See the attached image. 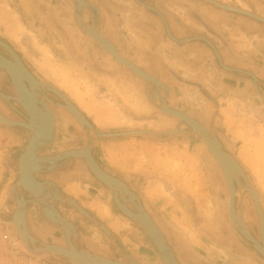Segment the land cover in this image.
Returning a JSON list of instances; mask_svg holds the SVG:
<instances>
[{
  "label": "rangeland",
  "instance_id": "rangeland-1",
  "mask_svg": "<svg viewBox=\"0 0 264 264\" xmlns=\"http://www.w3.org/2000/svg\"><path fill=\"white\" fill-rule=\"evenodd\" d=\"M216 1L264 18V0ZM24 2L26 6L21 0H0V39L14 48L40 82H47L65 94L98 130L170 132L188 129L186 123L161 114L146 99V96L154 97L161 105L157 93L164 97L163 87L157 90L150 83L153 88L150 92L141 78L78 31L70 16L69 3L52 0L51 4L47 3L51 15H45L30 1ZM126 2L140 10L132 0ZM164 2L168 5L164 9L169 16L178 15V21L187 27V39L203 47L202 54L192 57L198 51L194 53L197 47L188 41L176 43L177 53L166 47L158 55L145 53L146 58L157 61L154 66L147 64L144 55L138 58L134 53H127V56L136 64L146 66L148 72L143 70L168 88L167 95L169 87L162 79L171 82L168 69L178 73L177 82H173L177 85L174 95L178 103L167 96L168 105L197 118L218 137L259 194L264 210V100L257 94L259 91L264 96V78L248 73L247 63L237 61L242 58L264 65V23L202 0H173L174 5L171 0ZM190 11L195 15L190 16ZM104 32L108 36L112 33V40L116 41L109 26L104 27ZM205 40L219 50L222 63L232 70L220 65L207 49L210 46ZM168 45L175 47L173 43ZM250 74L257 78V89ZM58 103H61L60 98ZM55 115L57 140L41 153L85 146L82 133L68 131L64 119L57 112ZM27 139L28 134L0 124V192L10 177H14L5 191L7 205L12 200L11 187L16 183V154L24 149ZM92 151L101 167L122 178L139 195L148 211L167 221L168 225H164L170 238L182 244L179 259L183 256L187 260L189 252L201 260L196 262L198 264H248L244 257L249 252L241 242L244 249L238 246L231 249L216 239L223 233L225 218L222 212L226 207L214 181L222 176L225 182V204L230 218L229 191L217 161L200 135L189 131L176 132L163 139L154 136L97 137ZM241 182L244 186L242 179ZM241 190L237 194V212L241 213L244 205L247 215L254 217L253 199L247 190ZM63 192L102 221L130 255L147 264H162L145 232L116 208L112 191L98 182L84 180L67 185ZM32 210H36V206ZM63 211L66 219L78 226L86 246L93 252L114 260L125 259L99 228L74 210ZM256 220L260 234L257 212ZM161 231L166 236L164 230ZM16 237L19 241L13 226L0 223V264H68L58 257L38 259L26 255L20 245L18 248L12 246L11 241Z\"/></svg>",
  "mask_w": 264,
  "mask_h": 264
},
{
  "label": "water",
  "instance_id": "water-1",
  "mask_svg": "<svg viewBox=\"0 0 264 264\" xmlns=\"http://www.w3.org/2000/svg\"><path fill=\"white\" fill-rule=\"evenodd\" d=\"M202 1L207 2V3H209L215 7H218L220 9L224 10V11H229V12L237 13L240 15H245V16L250 17L256 21H260V22L264 23L263 17H260L254 13L248 12L244 9H239V8H235L232 6H228V5H225V4L218 2L216 0H202ZM76 2L78 4V7H77L78 14L75 18V22L78 25L79 29L82 32H84L86 35H90L91 38L102 49H104L107 53H109L118 63L124 65L134 75L147 80L144 77V75L146 76V74L142 70L141 67H138L129 58L128 59L124 58L119 53L118 49L116 48V46H114V44H111L108 40H106L104 38V36L102 34L98 33L99 31L94 26V24H96L95 18H93V25H92L91 29H89L87 26L84 25V23L82 22V19H81V11H82V7H84V4L79 5V0H76ZM136 2L141 4V5L146 6L148 8H151L155 12H157L153 7L148 6L147 4L142 3L139 0H136ZM85 6H88V5H85ZM157 13L165 25L168 37L173 42L180 44L183 42H188V41L193 40V39H187V38L176 39L168 30V26H167V23H166L163 15H161L159 12H157ZM98 17H99V15H98ZM97 22L99 24L100 19H98ZM201 39H203V38H201ZM205 41L213 49L220 65L224 69L232 70L230 67H228L222 63V60H221L215 46L210 41H207V40H205ZM0 43L9 51L13 60L16 61V52H14L2 40H0ZM10 61L11 60H7L4 57L0 56V68L4 69V71H6V73L10 77L13 88H14L15 92H17V95H18V102L21 105V107L25 110V112L27 113V116L21 115V117L23 118V120H26L27 123L12 121V120L4 117L0 112V124L5 125V126H9V127H16V125H19V126L26 127L25 129L30 131V137H29L23 151L16 158L17 166L19 167V170H20L19 171L20 176L18 177V181L15 184H19V186H21L25 192H28L30 194L35 195V192L32 189L27 187L25 185V183L20 182V180L22 179V177H21L22 176V169L29 162V158H31L33 151L36 153V151L38 149L46 148L49 146L50 143L53 142V141H51L52 135L54 134L53 133V122H51V126L49 125L48 131L43 132V133L40 132L41 121H37L36 117L33 118V114L30 112V110L27 109V107L23 103L24 99H21L20 92L18 91V89L16 87V77H15L14 73L10 70V66H11ZM250 75L253 79L252 82H253L255 88L257 89V84H256L257 78L252 74H250ZM149 81H152L156 84V82L153 79L149 80ZM44 84H49V83L45 82ZM144 85L147 88H149V91L151 92L152 85L150 83L149 84L144 83ZM52 91L54 93H56L58 95V97L62 100V102L67 106L68 111H70V113H72L77 118V120L80 123H82L83 127L81 129L83 132H85V135L83 136L85 139L84 149L64 152V153H62L61 156H67L68 155L66 158L78 157V158L84 159V161L87 164V167L91 171V175L93 176L92 178L94 180L98 181L104 187H106L108 189H112L113 200H114V204H115L116 208L123 215H125L130 220L135 222L145 232V234L148 236L150 241L154 244V247L156 248L158 254L160 255L162 264H183L179 260V258H177V256L173 253L171 246L167 242L165 236L160 231V229L156 226V224L154 223L152 218L149 216V214L144 210V208L137 206L136 203H134V202H130L134 207V210H132V209L126 207L119 200V198L116 196L117 195L116 191L122 192L125 195H130V194H128L129 188L125 185L126 182L124 183L118 177H115V176L105 172L99 166V164L96 162V160L92 154L93 141L97 137H121V136H150L151 137V136H154L156 138H162L163 139V138L170 137L175 133H171L168 131H149V130H128V131H118V132L100 131L84 116L83 113H81L74 106V104H72V102H70V100L65 95H63L62 92H60L59 90H57L53 86H52ZM163 92H164L165 102H167L168 88L166 90H163ZM257 94L264 100V96L259 91ZM0 97L2 99H4L5 101L9 102L10 98L8 96H6V98H5V96L2 92H0ZM146 99L161 114H163V115H164V113L167 115L174 114L176 116L178 115V117L180 119L184 118L183 122L186 123V125L188 126V129H186V130L178 129L177 133H186L189 131L190 132L194 131V132H197L198 135H200L202 137V139H204L209 145H210V143H209L210 139L211 140L213 139L214 141H216V144L219 145V148L217 147L216 151H213V153L217 157L218 161L220 162V166L222 167V170H223L224 175L228 181V184H229L230 179L228 178L229 176H227L226 166L228 167L229 163L233 164L234 166L231 165V167L232 168L234 167L236 169V171H238V173H239V175H237V176L235 173V176H234L236 186H237V182L239 179L238 176H240L243 180L246 179L245 178L246 175L243 172L238 161L231 154H229L227 151L222 149V142L218 141L217 140L218 137H216L214 134H212V132H210V130H208L206 127L204 128L203 126L198 124L196 120L192 119V121H191V119L186 117L184 115V113L183 114L178 113L175 110H174V113H170L168 111H166V112L161 111L160 104L157 103V101L155 100L156 98H154V97L151 98V96H146ZM10 107H11V109L15 110L14 107H12V106H10ZM38 111H40V109H38ZM32 119L34 120L33 122H31ZM30 123H33V125H31ZM37 123H39L40 125ZM193 128H195V129H193ZM50 129H52L51 135H50ZM59 156H60V154L52 156V158H48V159L54 160L55 158H57ZM221 158L226 159V162H223ZM13 175H14V172H12V176ZM13 179H14V177H10V179L8 180V182L6 183V185L2 188V190L0 192V214H1V212H3L4 209H6L5 204H6L7 200L5 201V191H6V189H8L9 185L12 184ZM231 181H233V180H231ZM230 183H232V182H230ZM234 188H235V186L234 187L230 186V196H231L230 197V202H231L230 203V213L231 214H233V212L235 211V208H234L235 196L238 194V191H242V190H238L237 193L234 194V190H235ZM22 198L23 197H21V199ZM121 199H123V198H121ZM4 201H5V204H4ZM136 201L139 202V199L136 198ZM57 202H60L61 204H64V205L74 207L82 216H84L88 221H90L97 228H99L108 237V239L120 250V252L123 254L125 259L124 260H114V259H110V258H107L105 256H102L101 254L93 252L90 248H88L84 244L83 239H82L79 231L77 230V228L75 227L74 224L63 219L62 216L59 214L58 209H56L53 205H52V207H53V211H55L54 212L55 214L52 212L53 214L50 215L47 212L45 206H43L41 203H40V207H41L42 214H44L45 217L49 221L55 222L56 224L59 225V227H61V229L64 232V239H63V242H61L62 244H60V241H56V240H54V244L43 243L42 241L40 242V240L38 241L30 235V233L27 231L25 221H24V223L22 225V229H23V232L26 233V235L19 230H18L19 231L18 234H19L20 250L22 252H24L26 255H28L32 258H38V259L47 258V257H58V258H62L63 260H65L68 264H147V263L140 262L138 259H136L132 255H130L128 253V251L126 250V248L119 241V239L109 230V228H107V226L102 221H100L97 217H95L93 214H91L90 212H88L84 208H81L78 205V203L76 202V200H74L72 198H62L61 197ZM254 202H255L254 206L256 207V211H258V213L260 215V220H262L264 218V215H263L262 209L260 207L261 205L259 202V194H258V199L256 197V199H254ZM231 214H230V216H232ZM0 223L5 225L6 227H11V225L7 221L3 220L1 217H0ZM236 224H239V223H236ZM234 226L235 225H233V223H232V227L234 229L235 234L237 235V238L246 247L247 251L249 253H251L252 255H254L261 263L264 264V256H263L264 252L261 249V244L258 243L257 241H255V239L251 235L247 236L246 234H243L247 238V240L250 242V244L252 246L254 245V247L257 249V252L260 253V255H262L263 257H261L253 249L249 248L246 245V243H244V240L240 237V235L236 231L239 227L236 228ZM239 226H240V228H243L244 224H240ZM263 233H264V231L262 230V234H261L262 244L264 242L263 241ZM28 240L31 243H28ZM34 240H35L36 244L34 243Z\"/></svg>",
  "mask_w": 264,
  "mask_h": 264
},
{
  "label": "flooded vegetation",
  "instance_id": "flooded-vegetation-1",
  "mask_svg": "<svg viewBox=\"0 0 264 264\" xmlns=\"http://www.w3.org/2000/svg\"><path fill=\"white\" fill-rule=\"evenodd\" d=\"M28 1H30L32 4H34L35 6H37L42 11L43 14H45V15H51L50 9L47 7L48 6L47 3H50L51 4L52 3V0H28ZM65 1H66V3H69L70 4V7H71L70 16L72 18V21L74 23V26L78 29V31L80 33H82L83 35H86L84 32H82L79 29L78 25L75 22L76 15L78 14V9H77L78 4H77V2L75 0H65ZM85 1L88 2L87 4L91 8H89L87 6H84L82 8V11H81V19H82V22L84 23V25L87 26L88 28H92L93 18H95L96 19V24L95 25L98 28L99 33L102 34L109 41H111V43H113L116 46V48L118 49L119 53L121 55H123V57L129 58L127 56V53H126L125 49H124L123 40L118 36V34L115 36V38H116V41H115V40H112V37L108 36L104 32V27L110 26V28L112 29V31L118 33V29L120 27L118 21H116L115 19H112L111 16H110V11L108 9V6H106V2L108 0H85ZM139 1L142 2V3L147 4L148 6L153 7L157 12H159L161 15H163V17H164V19H165V21L167 23L168 30L170 31V33L176 39L187 38L188 35L186 34V32H187L186 27H184V25H182V23H180L179 21H175V24L173 26L172 21H171L170 16H169L170 14L167 11H165V9L163 8V6L160 4L161 1H157V0H139ZM132 2L136 6H138V8H140L141 15H153L154 21H153V23H151L150 26H151L152 30L156 31L157 34H154V36H156V38H158V39L159 38H161V39L164 38L168 42L175 44V42H173L168 37L167 31H166V28H165V25H164L162 19L158 16V13L157 12H155L151 8H148V7L144 6V5H141V4L137 3L136 0H132ZM69 4H67V5H69ZM62 12L64 13L65 11H62ZM63 13H61V15H63ZM189 13H190L189 15H195V14H192L191 11ZM231 13H233V12H231ZM98 15H99V17H98ZM236 15H240V14H237L236 13ZM98 19H100L99 24L97 22ZM108 20H111V21H108ZM114 32H113V35L115 34ZM86 37L89 38L90 40H92L94 43H96L93 39H91L87 35H86ZM0 40H2V39H0ZM2 41H4L6 44H8L13 49V51H15L14 48L6 40H2ZM191 43H193V41ZM97 46H99V45L97 44ZM207 49L209 51H212L211 54H213V56L215 58L216 55H215L213 49L211 47L210 48H207ZM216 50H217V52L219 54L220 53L219 50L218 49H216ZM0 54L2 56L6 57L7 59H10V60L13 59L11 57L9 51L3 45H1V44H0ZM200 54H202V53L199 51V53L197 54V56L200 55ZM18 56L20 57L19 54H18ZM219 56H220V54H219ZM220 58H221V56H220ZM216 60H218L217 57H216ZM237 61H240V60H237ZM132 62L134 64H136L134 61H132ZM146 62L150 66H154V64H155V62L150 57L146 60ZM25 65L27 66V69L29 71H31V73H33L34 76L38 80H40L35 75V73L33 72V70L26 63H25ZM136 65H138V64H136ZM138 66L141 67L142 69H144L145 71H147V69L145 68L146 66L145 67H142L140 65H138ZM246 69H248L250 71L248 73H252L255 76H258L257 70L255 68H253V67H250L249 64L246 66ZM237 70L238 71L241 70L243 72H246V71H244V70H242L240 68H237ZM152 74L156 75V73H152ZM259 78L262 79V77H259ZM26 85L28 86V83L27 82H26ZM152 91H153V88H152ZM0 92H2L4 95H6V96H8L10 98L9 99V102H7L4 99L0 98V112L2 114L6 115L8 118H11L13 120L23 121V118L21 117V115L27 116V113L21 107V105L19 104V102L17 100V98H18L17 97V93L15 92V90L13 88V85L11 83L10 77L1 68H0ZM41 94H44L48 99H50V100H52L54 102H58L59 101V98L56 95H54L52 92L48 91V90H44L43 92H41ZM37 98L38 99H41L42 97H40V98L37 97ZM43 101H44V103L49 108H51V110L54 113L55 126H56V115L55 114L57 112V114H59L62 117V119H64L68 131H70L72 133H75L76 131L79 130V127H77V125L69 117L67 118L66 115H65V113H63L60 110L59 107H57L53 103L47 101L45 98L43 99ZM167 102H168V100H167ZM10 106L14 107L15 110L11 109ZM14 128L16 130H19V131L24 132L25 134H29L30 135V131L27 130V129H25V128H20V127H14ZM56 131H57V129H56ZM77 148H84V146L74 147V148H68V149H77ZM222 148H223V150H225V148L223 147V145H222ZM43 150H45V149H42V151ZM22 151L23 150L19 151L18 154H16V158L18 157V155ZM61 151H64V150H57V151H55L53 153H41L40 152V155H42V156H52V155H54L55 156V155H57ZM92 154L94 156V153H92ZM94 158L99 163V161L97 160V158L95 156H94ZM85 172H87V169L84 166V160L83 159H81V160H78V159H69L67 162H64V161L60 160L58 162L57 167H55L51 172H47V173H35L34 175L40 181H43V182L44 181H50V182L55 183L57 185V188H58V190H57L58 193L60 194V196H62L63 193L61 192V189H60V186L58 185V183H60L64 179H69L67 177H79L80 174H82V173L84 174ZM19 176H20V174H19V167L17 166V160H16V179H15V181H17V179H18ZM86 176H89L90 177L89 173H88V175L86 174ZM115 177H119V176H116L115 175ZM214 179H215V177H213V180ZM15 181L13 183H15ZM214 182L217 183V192L219 193V195L221 197V200L224 202V205L226 207L223 210V212H222L223 215H224V218H225V221H224V223L222 225L223 233L221 234V237H217L216 239L217 240H221V243H223V245H226L227 247H229L231 249H235L237 246L240 249H244L243 246H242V244L240 243V241L237 240V238L235 237V232H234V229H233L232 224L230 222V218L228 216L227 206L225 204V201L227 202V190H226L225 182L223 181L222 176L219 177V179H216ZM47 186H48V188L51 191L53 190L50 185H47ZM234 186H235V189H236V184H234ZM131 190H133V189H131ZM16 191L18 193V197H20V198L23 196L24 198H27V199H33V196L30 193L25 192L23 189H21V187H18L16 189ZM48 201L51 202L52 200L49 199ZM251 201H252V199H251ZM234 202H235L234 203V208H235L236 211H238L237 195L235 196V201ZM259 202H260V200H259ZM252 204H253V208H254V217H250L249 215H247V212L245 211L244 205H242L241 213H239V214H240L242 220L244 221L245 225L249 229V232L251 233L252 237L258 243L262 244V242H261V236H260V234L258 232V226H257V220H256V211H255V206H254L253 201H252ZM127 205H128V207L130 209L134 210L133 205H131L130 203H127ZM260 205H261V203H260ZM34 206H36V210L33 211L32 208ZM14 207H15L14 202L12 200H9L8 201V212L6 210L3 211V212H1L0 217L3 220H5V221H8L9 219H11L10 216H11L12 212L14 211ZM55 207L58 209V211L60 212V214L63 217H65V218H66V216H65V213H64L63 209L74 210L76 213H78L76 211V209H74L73 207H69V206H66V205H62L59 202H58V204H55ZM261 207H262V205H261ZM148 212H149V216L151 218H153L152 220L153 221L155 220V222L158 224V226L162 230L164 229V232L166 233V236L168 238V241H169L170 246L173 248V250L176 253V255L179 256V252L178 251L182 248L181 242H179V241L177 242L176 239L170 238V234L167 231L168 229L165 227V225H163L161 223L160 219L157 218L156 215H154L152 212H150V211H148ZM262 212H263V215H264L263 208H262ZM27 225H28V230H29L30 234L32 236H34V238L42 241L43 243L50 244V243H52V241L54 239L57 240V239H61L62 238V235H59V233H58V231H59L58 227L55 226V225L50 224L46 220V218L44 217V215L42 214L41 207H40V204L39 203H32V202L28 203V205H27ZM236 231L241 236V238L244 240V242L248 246H250L251 249H253L255 252H257V250H255V248L250 244V242L246 238H244L243 235H241V233L239 232V230L237 229ZM181 258L183 260H185L186 257L183 258V256H181ZM186 261H188L187 262L188 264L189 263H191V264H198V263H196L190 257H187V260ZM244 261H246V263H248V264H250V263L251 264H256V262L250 256V254H247V253H246L245 257H244Z\"/></svg>",
  "mask_w": 264,
  "mask_h": 264
},
{
  "label": "bare ground",
  "instance_id": "bare-ground-1",
  "mask_svg": "<svg viewBox=\"0 0 264 264\" xmlns=\"http://www.w3.org/2000/svg\"><path fill=\"white\" fill-rule=\"evenodd\" d=\"M76 1V0H75ZM88 2H86L85 0H79V5H88L87 4ZM89 8H91L89 5L87 6ZM83 8V7H82ZM80 9V8H79ZM77 16V15H76ZM98 30V28H96ZM96 30V31H97ZM98 32V31H97ZM99 33V32H98ZM90 36V35H89ZM91 37V36H90ZM105 38V37H104ZM106 39V38H105ZM107 40V39H106ZM109 41V40H108ZM4 42V41H3ZM111 43V41H109ZM1 44V43H0ZM113 44V43H111ZM7 46H9L7 44ZM10 47V46H9ZM11 48V47H10ZM12 49V48H11ZM13 50V49H12ZM15 52V51H14ZM1 57H4L0 54ZM5 59H7L6 57H4ZM125 58V57H124ZM114 59V58H113ZM7 60H10V59H7ZM115 60V59H114ZM116 61V60H115ZM10 70L14 73L15 77H16V87L18 89V91L20 92V96H21V99H24V104L25 106L27 107L28 110H30V112L33 114V118L36 117L37 121H41V127H40V132H46L48 131V127L49 125L51 126V122H53V135H52V140L54 142V138H55V122H54V117H53V114L51 112V110L49 109V107L44 103L43 99L45 98L47 101L53 103L54 105H57V106H61L63 108H65L67 111V106L62 102L61 100V103H58V102H54L50 99H48L44 94H41V92H43L44 90H48L52 93H54L52 91V86L49 85V84H44L42 82H40L34 75L33 73H31V71H29L27 69V67L23 64L22 60L20 59V57L18 56V54L16 53V61L15 60H11L10 61ZM2 69V68H1ZM4 70V69H3ZM143 70V69H142ZM144 71V70H143ZM6 72V71H4ZM145 72V71H144ZM7 74V73H6ZM146 76L144 75V77L147 79H143L141 78L145 83H152L155 85L156 89L158 90L160 87H163V89L166 90V86L161 83L156 77H153L151 76L150 74L146 73ZM8 75V74H7ZM154 80L156 82V84L152 81H149V80ZM26 82L28 83V86L26 85ZM51 86V87H50ZM58 90V89H57ZM17 93V92H16ZM45 93V92H44ZM57 97L58 95L56 93H54ZM157 97L159 99V103H161L160 105V109L161 111L163 112H170V113H174V110L177 111L178 113H184L180 110H176V109H173L171 108L167 102H165V97H161L159 95V93H157ZM64 95V94H63ZM5 98H6V95H4ZM18 97V95H17ZM37 97H42L41 99H38ZM59 98V97H58ZM18 100V98H17ZM157 101V100H156ZM71 102V100H70ZM165 103V104H164ZM74 104V103H72ZM42 107H41V106ZM75 106V105H74ZM76 107V106H75ZM77 108V107H76ZM38 109H40V111H38ZM78 109V108H77ZM79 110V109H78ZM80 111V110H79ZM70 113V111H68ZM81 112V111H80ZM167 112V113H168ZM82 113V112H81ZM177 113V114H178ZM2 114V113H1ZM75 119L76 121L78 122V124L80 125V127L82 128L83 125L82 123H80L77 118L72 114L70 113ZM165 114V113H164ZM169 114V113H168ZM3 115V114H2ZM167 115V114H166ZM184 115L188 118L192 119L193 120H196L194 118H191L189 115H187L186 113H184ZM4 116V115H3ZM85 116V115H84ZM168 116H171V117H174V118H177L180 122H183V119L184 118H179L178 115H174V114H171V115H168ZM6 117V116H4ZM86 117V116H85ZM7 118V117H6ZM68 118V117H67ZM87 118V117H86ZM9 119V118H8ZM11 120V119H10ZM14 121V120H12ZM34 120L32 119L31 122H33ZM36 121V120H35ZM36 121V122H37ZM198 124H200L201 126H203L198 120H196ZM16 122H22V123H27L26 120H23V121H16ZM185 123V122H184ZM31 125H33V123H30ZM29 124V125H30ZM39 124V123H37ZM40 125V124H39ZM36 126V125H35ZM16 127H22V128H26V127H23V126H19V125H16ZM205 128V126H203ZM195 129V128H193ZM178 130L175 129V130H172L170 131L171 133H176ZM196 131V130H195ZM194 132V131H193ZM52 133V129H50V135ZM85 133V132H84ZM197 133V132H195ZM198 134V133H197ZM51 137V136H50ZM217 140L219 141V139L217 138ZM205 141V140H204ZM52 142V143H53ZM50 143L49 146L52 144ZM207 147H208V151L212 154V156L215 158V160L217 161L220 169H221V172L224 176V179L226 181V184L228 186V191H229V214L230 213V186H233L234 187V184H235V180H234V176H235V173H236V176L239 175L238 171H236V169L233 167H231V163L228 164V167L226 166V169H227V176H229L228 178L230 179L229 181V184H228V181L224 175V172L222 170V167L220 166V162L218 161L217 157L214 155L213 151H216L217 147L219 148V145L216 144V141H214L213 139L209 140V143L210 145L205 141ZM42 149V148H40ZM38 149L36 151V153L33 151L32 155H31V158H29V162L26 164V166L22 169V179L20 180L21 183H25V185L27 187H29L30 189H32L34 192H35V195L31 194L33 196V199H26L23 198L21 199L20 197H18V193L16 191V189L18 187H21L19 186V184H15L11 187V191L9 193V196L10 198L15 202V205H16V208L11 216V219L10 221H7L11 226H13L17 233H19V231L23 232V229H22V225L25 221V225H26V228H27V224H26V206L29 202H38V203H41L43 206H45L47 212L51 215L53 214L55 211H53V207L51 203L48 202V200L50 198L54 199V201H58L60 199V197L56 194L55 191L53 192H49L45 187H44V183L37 180L36 177H35V173H43L45 171H49V170H52L56 165L57 163L62 160H67V159H70V157L66 158L67 156H61L62 153H60V156L55 158L54 160H50L48 158H52V157H38L37 156V153L38 151L40 150ZM223 149V148H222ZM76 150V149H75ZM72 151V150H71ZM69 152V151H67ZM64 153V152H63ZM58 155V154H57ZM73 158H76V157H73ZM223 162H226V159L224 158H221ZM97 162V161H96ZM49 165V166H47ZM87 165V164H86ZM100 166V165H99ZM234 166V165H233ZM101 167V166H100ZM102 168V167H101ZM89 169V168H88ZM103 169V168H102ZM104 170V169H103ZM20 171V170H19ZM90 171V170H89ZM105 171V170H104ZM107 172V171H105ZM91 173V171H90ZM108 173V172H107ZM110 174V173H108ZM112 175V174H111ZM114 176V175H113ZM238 182H237V190L235 189L234 190V194L237 193L238 190H241L242 188H244L245 190H247L252 199H253V202H254V199H258V193L250 186L249 182L247 181V179L243 180L240 176H238ZM246 178V177H245ZM241 179L244 181V186H242V182H241ZM233 180V181H231ZM18 181V180H17ZM16 181V182H17ZM122 181V180H121ZM123 182V181H122ZM232 182V183H230ZM52 184V183H51ZM126 185V184H125ZM54 186V185H53ZM127 186V185H126ZM128 187V186H127ZM55 188V187H54ZM129 188V187H128ZM21 189H23L21 187ZM112 190V189H110ZM131 189L129 188L128 189V194L130 195H125L124 193L122 192H119V191H116V196L119 198V200L126 206L128 207L127 203H130V202H134L136 203L137 206H140L141 208H144L139 197L132 191H130ZM27 191V190H26ZM113 195V194H112ZM123 198V199H121ZM136 198L139 199V202L136 201ZM255 203V202H254ZM4 204H5V201H4ZM131 204V203H130ZM6 209H4L3 211H8V205H7V202H6ZM132 205V204H131ZM54 206V205H53ZM55 207V206H54ZM261 207V206H260ZM20 208V209H19ZM129 208V207H128ZM256 208V207H255ZM262 209V208H261ZM145 210V209H144ZM146 211V210H145ZM53 212V213H52ZM59 212V211H58ZM107 212V210L105 211ZM147 212V211H146ZM257 212V216H258V222H259V229H260V236L262 234V230L264 231V218L262 220H260V215ZM55 214V213H54ZM60 214V213H59ZM149 214V213H148ZM232 216H230V220H231V223H233V225H235L234 227L238 228L239 232L241 233V235L243 234H246L247 236H250L251 233L249 232V229L247 228V226L245 225V223L243 222V220L241 219V217L239 216L238 212L235 210L233 212V214H231ZM63 218V217H62ZM64 219V218H63ZM153 219V218H152ZM67 221V220H66ZM52 222V221H50ZM54 224H56L55 222H52ZM155 223V221H154ZM236 223H239V224H236ZM156 224V223H155ZM240 224H244L243 228H240ZM58 225V224H56ZM59 226V225H58ZM156 226L158 227V225L156 224ZM61 228V227H60ZM159 228V227H158ZM160 229V228H159ZM19 230V231H18ZM28 231V229H27ZM63 231V230H62ZM161 231V230H160ZM29 232V231H28ZM162 232V231H161ZM25 235L26 233L23 232ZM19 235V234H18ZM31 235V234H30ZM164 235V234H163ZM32 236V235H31ZM165 236V235H164ZM252 236V235H251ZM33 237V236H32ZM244 238H246L244 235H243ZM166 238V237H165ZM36 239V238H35ZM247 239V238H246ZM37 240V239H36ZM167 240V239H166ZM39 241V240H38ZM256 241V240H255ZM263 241H264V233H263ZM41 242V241H40ZM168 242V241H167ZM28 243H31L29 240H28ZM34 243H35V240H34ZM36 244V243H35ZM154 245V244H153ZM254 247V245H253ZM255 248V247H254ZM172 249V248H171ZM261 249L262 251L264 252V242L263 244H261ZM255 250H257L255 248ZM173 251V250H172ZM174 253V252H173ZM258 253V252H257ZM260 255V253H258ZM262 254V253H261ZM261 257H263L262 255H260ZM160 257V255H159ZM161 259V258H160ZM162 262V261H161Z\"/></svg>",
  "mask_w": 264,
  "mask_h": 264
},
{
  "label": "crops",
  "instance_id": "crops-1",
  "mask_svg": "<svg viewBox=\"0 0 264 264\" xmlns=\"http://www.w3.org/2000/svg\"><path fill=\"white\" fill-rule=\"evenodd\" d=\"M161 1V0H160ZM168 1H170V0H168ZM21 3L23 4V5H25L26 6V4H25V2H24V0H21ZM160 4L163 6V8H167L168 7V5L164 2V0H162L161 2H160ZM171 5H174V3H173V0H171ZM106 6H108V9H109V11H110V16H111V18L112 19H115L116 21H118V23H119V25H120V27H119V29H118V33H116V32H114V31H112V29L110 28V31L111 32H114L115 34L113 35V36H116L117 34H118V36L123 40V46H124V49H125V51H126V53H134V55H136L138 58H140L139 56H145V53H150V54H155V55H158V54H160V52L162 51L163 52V47H166V50H168V51H173L174 53H177L178 52V46L177 45H174L175 47H170V45H168V44H170L166 39H164V38H156V36H154V34H157L156 33V31H154V30H152V28H151V23H153V21H154V17H153V15H141V11L140 10H137V9H135L132 5H131V3L130 2H126V0H108L107 2H106ZM191 16V15H190ZM107 19V18H106ZM170 19H171V21H172V24H173V26H174V24H175V21H178V15H174V16H170ZM108 21H111V20H108ZM113 23V22H112ZM110 27V26H109ZM148 28V29H147ZM186 29H187V27H186ZM111 36H112V33L110 34ZM110 36V37H111ZM176 44V43H175ZM200 43H190V45L191 46H194V47H197V49H195L194 50V53L196 52V51H198V53H199V51L202 53V51H203V47H201V45H199ZM173 46V45H172ZM161 52V53H162ZM197 53V54H198ZM197 54H192L191 56L192 57H196L197 56ZM145 58V61L149 58V57H147L146 58V56L144 57ZM187 62H191L189 59H185ZM241 62H244V63H247V65L249 64L250 65V67H253V68H255L256 70H257V74H258V77H262V78H264V65H261L260 63H258V62H256V61H252V60H247V59H242V58H240L239 59ZM155 63L157 62V61H155V60H153ZM164 61V60H163ZM150 62V61H149ZM166 62V61H165ZM167 64H169L168 62H166ZM150 64V63H149ZM156 68V67H155ZM169 70V78H170V80H171V82H168V81H166V80H164V79H162L163 81H165V83L166 84H168V87H169V96L168 97H172V99H174V101H176L177 103H178V98L177 97H175V95H174V91H175V87L177 86V85H175L173 82H177V80H178V73L175 71V73L173 72V71H171L170 69H168ZM254 70V69H253ZM255 71V70H254ZM180 76V75H179ZM180 78H182V77H180ZM185 78V77H184ZM51 86H53V85H51ZM54 87V86H53ZM176 94V93H175ZM65 95V94H64ZM78 95H79V97H80V94H79V92H77V98H78ZM66 96V95H65ZM177 98V99H176ZM73 103V102H72ZM75 105V104H74ZM57 106V105H56ZM76 106V105H75ZM57 107H59L60 108V110L63 112V113H65V115H66V117H69L76 125H77V127H79V132L80 133H82V135L84 136L85 135V133L82 131V129H81V127H80V125L78 124V122L76 121V119L65 109V108H63V107H61V106H57ZM77 107V106H76ZM178 108V107H177ZM50 110H51V108H49ZM79 109V108H78ZM80 110V109H79ZM148 111V110H147ZM51 112H52V114H53V117H54V113H53V111L51 110ZM59 113V112H58ZM54 122H55V118H54ZM55 124V123H54ZM20 128H22V127H20ZM29 137H30V135L28 134V139H29ZM28 139H27V141H28ZM57 140V133H56V126H55V138H54V142ZM54 142L52 143V144H54ZM27 143V142H26ZM51 144V145H52ZM50 145V146H51ZM49 147V146H48ZM42 149H44V148H42ZM42 149H40L39 151H38V153H37V156L38 157H52V156H54V155H52V156H42V155H40V152L42 151ZM82 150V149H84V148H77L76 150ZM71 150H75V149H67V150H64V151H61V152H59L58 154H60V153H63V152H67V151H71ZM92 153H93V151H92ZM70 159H78V160H81V158H78V157H76V158H70ZM69 159H67V160H64V162H67ZM84 160V159H83ZM96 160V159H95ZM98 163V162H97ZM99 164V163H98ZM57 165H58V163H57ZM57 165L55 166V167H57ZM100 165V164H99ZM47 166H49V165H47ZM84 166L86 167V169H87V172H85L83 175H82V177H67V178H69V179H64L62 182H63V184L61 183H58V185L60 186V189H61V192L63 193L62 194V196H60V194L58 193V188H57V185L55 184V183H53V182H50V181H41V182H43L44 183V187L49 191V192H53V191H55L56 192V194L61 198H72V199H74L73 197H70V195H67L66 193H64L63 192V189L65 188V187H67V185H69V184H71V183H76L77 181H84V180H90V181H94V182H98V181H96V180H94L92 177V175H91V173H90V171H89V169H88V167H87V165H86V162L84 161ZM101 166V165H100ZM54 167V168H55ZM53 168V169H54ZM103 168V167H102ZM52 169V170H53ZM104 169V168H103ZM52 170H47V171H45V172H43V173H47V172H51ZM105 171H107L106 169H104ZM108 173H110L109 171H107ZM88 173H89V175H90V177H86V174L88 175ZM110 174H112V173H110ZM113 175V174H112ZM115 176V175H114ZM119 178V177H118ZM37 179V178H36ZM120 180H122L121 178H119ZM18 180V179H17ZM38 180V179H37ZM40 181V180H39ZM123 181V180H122ZM124 182V181H123ZM52 183V184H51ZM99 183V182H98ZM125 183V182H124ZM127 186H128V184L127 183H125ZM47 185H50L51 187H52V191L48 188V186ZM54 185V186H53ZM65 186V187H64ZM55 187V188H54ZM129 187V186H128ZM106 188V187H105ZM130 188V187H129ZM106 189H108V188H106ZM131 189V188H130ZM110 192L112 191V190H110V189H108ZM133 191V190H132ZM134 192V191H133ZM135 193V192H134ZM112 194V193H111ZM136 194V193H135ZM138 197H139V195L138 194H136ZM113 196V195H112ZM27 199V198H26ZM140 199V198H139ZM50 200H52L51 202H49V203H51V204H53L54 206H55V204H58V202L57 201H54V199H52V198H50ZM74 200H76V199H74ZM140 201H141V199H140ZM57 202V203H56ZM76 202L78 203V205L81 207V208H84V207H82L81 205H80V203L76 200ZM30 203V202H29ZM32 203H38V202H34V201H32ZM60 203V202H59ZM141 203H142V205H143V207H144V209L148 212V210H147V208H146V206L144 205V203L141 201ZM40 204V203H39ZM61 204V203H60ZM28 205V204H27ZM62 205H64V204H62ZM66 206H68V205H66ZM69 207H72V206H69ZM15 208H16V206L14 207V210H15ZM56 208V207H55ZM74 208V207H73ZM57 209V208H56ZM75 209V208H74ZM77 211V210H76ZM97 211H99V209L97 210ZM60 213V212H59ZM149 213V212H148ZM92 214V213H91ZM97 214H98V216L101 218V216L99 215V213L97 212ZM12 215V214H11ZM44 215V214H43ZM61 215V214H60ZM78 215H80L84 220H86V221H88L84 216H82L79 212H78ZM62 216V215H61ZM44 217H45V215H44ZM63 217V216H62ZM10 218H11V216H10ZM46 218V217H45ZM65 220H67V221H69L68 219H66L65 217H63ZM46 220L50 223V224H52V225H55V226H57L58 227V229H59V231H58V233H59V235H62V238L61 239H57L56 241H60V244H62L61 242H63V239H64V232L62 231V229L58 226V225H56V224H54V223H52V222H50L47 218H46ZM155 221V220H154ZM160 221H161V223L164 225V224H167L168 225V223H167V221L166 220H164L162 217L160 218ZM69 222H71V221H69ZM88 222H90V221H88ZM72 224H74L73 222H71ZM91 223V222H90ZM156 223V222H155ZM26 224H27V206H26ZM92 224V223H91ZM157 224V223H156ZM75 225V227L77 228V230L79 231V233H80V235H81V237H82V239H83V236H82V234H81V232H80V230H79V228H78V226L76 225V224H74ZM92 225H94V224H92ZM158 225V224H157ZM95 226V225H94ZM96 227V226H95ZM159 227V226H158ZM97 228V227H96ZM160 228V227H159ZM27 229H28V225H27ZM160 230H162L161 228H160ZM164 230V229H163ZM29 231V230H28ZM30 233V232H29ZM34 237V236H33ZM165 237H167V236H165ZM167 239V241H168V238H166ZM38 240V239H37ZM55 240V239H54ZM54 240L52 241V244H54ZM83 242H84V240H83ZM168 243H169V241H168ZM51 244V243H50ZM84 244H85V242H84ZM86 245V244H85ZM186 247H188V246H186ZM172 248V247H171ZM172 250H173V248H172ZM173 252H174V250H173ZM174 254L176 255V253L174 252ZM250 254V256L253 258V260L256 262V264H263V263H261L254 255H252L251 253H249ZM187 255V254H186ZM177 256V255H176ZM188 257H190V258H192L195 262H199V261H201L197 256H195L194 254H191V253H189L188 252V255H187ZM177 258H179V256H177ZM139 260V259H138ZM181 262H183V263H186V264H188L187 262L188 261H186V260H183L181 257H180V259H179ZM140 262H142V263H146V261H142V260H139Z\"/></svg>",
  "mask_w": 264,
  "mask_h": 264
},
{
  "label": "built area",
  "instance_id": "built-area-1",
  "mask_svg": "<svg viewBox=\"0 0 264 264\" xmlns=\"http://www.w3.org/2000/svg\"><path fill=\"white\" fill-rule=\"evenodd\" d=\"M11 244H12V246H16V248L19 247V241H18L17 237H16V240L11 241Z\"/></svg>",
  "mask_w": 264,
  "mask_h": 264
}]
</instances>
